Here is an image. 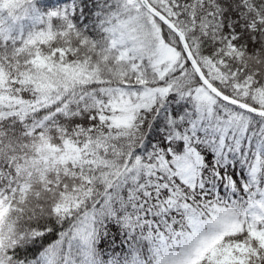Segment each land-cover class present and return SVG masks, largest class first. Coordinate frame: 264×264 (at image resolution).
I'll return each mask as SVG.
<instances>
[{
  "label": "snow or ice",
  "instance_id": "obj_1",
  "mask_svg": "<svg viewBox=\"0 0 264 264\" xmlns=\"http://www.w3.org/2000/svg\"><path fill=\"white\" fill-rule=\"evenodd\" d=\"M0 264H264V0H0Z\"/></svg>",
  "mask_w": 264,
  "mask_h": 264
}]
</instances>
